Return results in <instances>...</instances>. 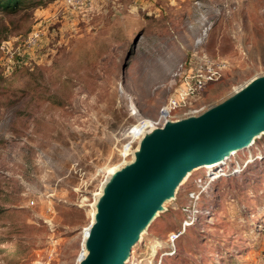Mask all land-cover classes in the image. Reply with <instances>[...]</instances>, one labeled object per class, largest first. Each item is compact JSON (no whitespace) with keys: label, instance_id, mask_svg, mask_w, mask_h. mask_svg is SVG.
I'll return each mask as SVG.
<instances>
[{"label":"rangeland","instance_id":"obj_1","mask_svg":"<svg viewBox=\"0 0 264 264\" xmlns=\"http://www.w3.org/2000/svg\"><path fill=\"white\" fill-rule=\"evenodd\" d=\"M210 66L221 75L192 106L264 75V0L0 9V264H79L112 170L134 161L183 77ZM125 264H264V134L192 171Z\"/></svg>","mask_w":264,"mask_h":264},{"label":"water","instance_id":"obj_2","mask_svg":"<svg viewBox=\"0 0 264 264\" xmlns=\"http://www.w3.org/2000/svg\"><path fill=\"white\" fill-rule=\"evenodd\" d=\"M145 134L138 159L109 178L88 234L89 254L79 264H125L195 168L223 162L264 134V75L199 115Z\"/></svg>","mask_w":264,"mask_h":264},{"label":"built area","instance_id":"obj_3","mask_svg":"<svg viewBox=\"0 0 264 264\" xmlns=\"http://www.w3.org/2000/svg\"><path fill=\"white\" fill-rule=\"evenodd\" d=\"M33 37L36 38L37 34H33ZM183 73L184 66L181 65L172 78L176 80L182 77ZM220 75L219 69L210 66L207 75L201 73L197 76L186 75L185 78L183 77L184 84L180 88L174 89L172 97L160 108L157 118L150 120L152 124L146 130L161 128L167 121H177L188 116L199 115L207 110L208 108L203 106H192V99L200 94L210 82L218 80Z\"/></svg>","mask_w":264,"mask_h":264},{"label":"bare ground","instance_id":"obj_4","mask_svg":"<svg viewBox=\"0 0 264 264\" xmlns=\"http://www.w3.org/2000/svg\"><path fill=\"white\" fill-rule=\"evenodd\" d=\"M249 84V83H248ZM245 87V86H244ZM239 91V90H238ZM145 138V137H144ZM143 138V139H144ZM141 145V144H140ZM248 147V146H247ZM247 147H245L244 149H246ZM141 151V147L139 148V150H138V152H140ZM238 152H234L233 153V155H235V154H237ZM138 157H139V155H136L135 154V157H134V161L133 162H135L137 159H138ZM228 159H230V157L229 158H227L226 160H224L223 162H220V163H210V164H206V165H204V166H201V167H197V168H195L193 171H196V170H199V169H212V168H216V167H218V166H220V165H222V164H224ZM232 159V158H231ZM133 162H131V163H133ZM131 163H129V164H131ZM124 165V164H123ZM128 165V164H127ZM127 165H124V166H117L116 168H114L113 170H112V173L111 174H113L112 176H111V178L112 177H114L117 173H119L121 170H123ZM109 181H107L104 185H103V187H102V190H101V192H100V196L98 197V200H97V202H96V204H95V209H94V212H93V223L96 221V219H97V215H98V212H99V207H98V205H99V202H100V200L102 199V197L105 195V193H106V189H107V183H108ZM92 226V225H91ZM90 229H91V227L90 228H87V231H86V241H85V255L83 256V257H86V256H88V254H89V250H88V248H87V246H86V242H87V239H88V234H89V231H90Z\"/></svg>","mask_w":264,"mask_h":264},{"label":"trees","instance_id":"obj_5","mask_svg":"<svg viewBox=\"0 0 264 264\" xmlns=\"http://www.w3.org/2000/svg\"><path fill=\"white\" fill-rule=\"evenodd\" d=\"M21 3L22 0H0V9L10 13L16 12L21 7Z\"/></svg>","mask_w":264,"mask_h":264}]
</instances>
